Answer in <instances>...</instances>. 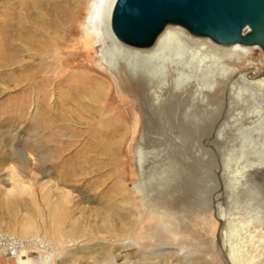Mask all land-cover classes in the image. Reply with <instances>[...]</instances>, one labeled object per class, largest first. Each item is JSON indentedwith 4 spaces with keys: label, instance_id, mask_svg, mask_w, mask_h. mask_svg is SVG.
I'll return each instance as SVG.
<instances>
[{
    "label": "rangeland",
    "instance_id": "374dc122",
    "mask_svg": "<svg viewBox=\"0 0 264 264\" xmlns=\"http://www.w3.org/2000/svg\"><path fill=\"white\" fill-rule=\"evenodd\" d=\"M92 1L82 5L70 39L86 50L88 65L123 80L115 95L118 101L121 96L126 100L117 106L115 99L105 108L107 119H52L54 89L47 81L38 78L43 103L37 99L38 89L13 90L5 84L0 101L13 98L0 106V233L23 244L15 256L0 253V264H62L63 260L94 264L107 251L112 255L105 264H231L228 247L236 245L245 230L264 231V220L246 226L252 214L264 213L263 50L257 45H217L208 37L190 35L184 27L169 26L179 32L170 35L174 39L170 48L163 49L160 43L164 32L150 48L132 47L152 49L157 57L119 52L120 65H111L110 41L106 48L85 46ZM113 5L110 31L118 40L111 28ZM2 9L0 0V17ZM195 47L202 53L210 51L223 63L214 75L207 70L210 63L198 74L192 61ZM126 65L140 66L148 76L162 72L168 83L154 84L149 90ZM189 70L202 83L214 86L198 90L196 79L190 78L175 88L176 73ZM128 82L134 85L132 90L124 85ZM125 101L132 102L130 115ZM119 123L123 128L110 150L117 156L100 153L95 160L84 161L90 170L86 177L62 181L64 166L82 154L91 157V142ZM118 174L126 178L125 191L138 212L135 218L142 215L136 229L121 238L94 233L92 239L62 241L50 215L56 194L81 190L92 199L86 206L99 208L97 192L102 196ZM113 213L118 226L127 221L121 219V209ZM92 218L88 214L87 220ZM39 239L50 244L52 256L40 251L37 242L30 243Z\"/></svg>",
    "mask_w": 264,
    "mask_h": 264
},
{
    "label": "bare ground",
    "instance_id": "6f19581e",
    "mask_svg": "<svg viewBox=\"0 0 264 264\" xmlns=\"http://www.w3.org/2000/svg\"><path fill=\"white\" fill-rule=\"evenodd\" d=\"M85 1L3 0V9L0 17V96L7 88L5 84L8 83V85L13 86V90H19L21 86L32 90L38 89L37 91L40 95L37 96V99L40 100V103H43L45 99L41 96L43 91L40 89L41 85L38 82L40 77L41 80L51 84L54 89L52 92V119L110 118L104 115L103 111L115 102L117 87L122 86L123 80H120L119 77L110 76L102 68L88 65L87 60L84 58L86 50L81 47L82 45L74 44L70 39L73 31V22L78 19ZM113 2L114 0L92 1L88 15L91 17V25L87 28L89 30L85 36V46L88 49L106 48V41H110L113 46L111 50L109 49L107 58L111 65L117 66L120 65L116 57L119 52H126L140 57L143 54L148 55L150 53L157 57L158 53H154L152 49L136 50L132 47L150 48L162 32H164L160 37L162 48H170L174 45V39H171L170 35L173 34V37H175L179 32L178 30L171 31V29L167 28L169 26L182 27L180 25L165 26L155 42L149 47H135L126 44L116 36L112 29L119 41L115 40L110 31L109 23ZM185 30L192 36L200 37L190 33L187 29ZM192 52V61L199 67L198 74H201L207 64L210 63V67L207 70L211 75H214L217 72V66L223 64L210 51L202 53L195 47L192 48ZM179 58L181 59L178 55V61H180ZM223 67L226 68V66ZM6 68L13 71L3 72ZM126 68L130 70L132 76L143 78L142 80L147 84L149 90L155 86L154 84L164 87L168 83V77L164 76L162 72L148 76L140 66L132 68L126 65ZM138 73L139 75H137ZM190 78L196 79L198 90L203 87L211 88L214 86L202 83L201 79L190 70L188 72H177L176 77L173 79V85L179 89ZM242 82L247 85L243 77ZM117 84L119 86H116ZM124 85H130V89L134 87L131 82L124 83ZM198 90L196 92L199 94ZM156 95L160 96L159 93ZM131 96L134 97V94L132 93ZM12 98L13 96L10 95L2 99L0 106L10 103ZM123 100H126L123 96H121L119 101L116 99V105L122 106ZM126 103L129 102L125 101L124 104L126 105ZM131 104L132 102L130 101L128 106H126L127 115H130ZM122 128V123H119L105 131L102 136L95 138L90 144L94 154L91 157L82 154V158L77 156L75 160H71L70 165L64 166L62 177L60 176L61 180L66 182L69 179L74 180L81 178V176L86 177L90 170L84 165V161L95 160L100 153H105L115 158L117 154L110 150L112 146L117 144V140L114 138L116 135L121 134ZM52 136H55V134ZM88 150L91 151V149ZM67 161L68 159L65 160V162ZM117 176L118 178L110 186L105 187V192L102 196H99L100 191L97 192L98 198H101L99 208L87 207L85 202H89L92 199L90 195L79 189V192L74 194L70 192H58L56 194L55 201L50 204V215L52 216L54 231L59 237L61 236L62 241L66 240L64 237L69 239L71 237L85 236L88 239H92L95 236L93 235L94 233H108L113 234L116 238H121L136 229L141 222L142 215H137V219L135 218L134 215L138 212L131 195L128 191H125L127 183L124 181H126V178L121 174ZM102 188L103 186L100 189ZM118 195L120 196L117 197ZM120 209L122 210L121 219L126 218L127 221L124 219L125 222L118 226L112 220L116 218L114 217V210ZM76 213H79L80 217L75 216ZM88 214L94 217L92 218L94 221L87 220ZM256 220H264V213L252 214V219L247 221L246 226L256 222ZM69 241H72V239H69ZM35 242H37L36 246L39 247L40 251H48L50 256L53 255L49 243L40 239L38 241H30L34 245ZM22 244L18 240L17 245L19 248L22 247ZM4 250L5 248L0 245V253L5 254ZM228 251L231 264H264V231L255 230L250 232L245 230L244 236L239 237L236 245L228 247ZM111 255L110 251L103 253L99 257L101 258L100 263L95 262L94 264L108 263L107 261H109ZM66 261L63 260L61 262L65 264Z\"/></svg>",
    "mask_w": 264,
    "mask_h": 264
},
{
    "label": "water",
    "instance_id": "95a60500",
    "mask_svg": "<svg viewBox=\"0 0 264 264\" xmlns=\"http://www.w3.org/2000/svg\"><path fill=\"white\" fill-rule=\"evenodd\" d=\"M167 25L222 44L257 45L264 52V0H116L111 26L135 47L151 46Z\"/></svg>",
    "mask_w": 264,
    "mask_h": 264
},
{
    "label": "built area",
    "instance_id": "2783aa9c",
    "mask_svg": "<svg viewBox=\"0 0 264 264\" xmlns=\"http://www.w3.org/2000/svg\"><path fill=\"white\" fill-rule=\"evenodd\" d=\"M18 240V238L11 235L0 233V245L5 248L4 252L9 256L17 255L19 250Z\"/></svg>",
    "mask_w": 264,
    "mask_h": 264
}]
</instances>
